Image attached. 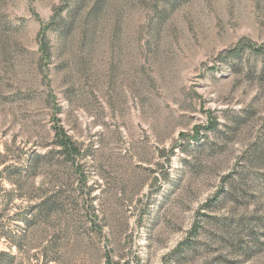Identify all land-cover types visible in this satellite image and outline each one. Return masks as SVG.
I'll use <instances>...</instances> for the list:
<instances>
[{
    "label": "rangeland",
    "instance_id": "obj_1",
    "mask_svg": "<svg viewBox=\"0 0 264 264\" xmlns=\"http://www.w3.org/2000/svg\"><path fill=\"white\" fill-rule=\"evenodd\" d=\"M0 264H264V0H0Z\"/></svg>",
    "mask_w": 264,
    "mask_h": 264
},
{
    "label": "trees",
    "instance_id": "obj_2",
    "mask_svg": "<svg viewBox=\"0 0 264 264\" xmlns=\"http://www.w3.org/2000/svg\"><path fill=\"white\" fill-rule=\"evenodd\" d=\"M65 23V24H64ZM62 24V26H61ZM71 25L70 23H66L64 19H62L61 15L60 17H53L51 20L42 28V30L39 33V47L42 55L45 58L49 57L50 54V48L47 47L48 40L46 37V31H54L59 30L60 33H62L64 36L67 35L71 31ZM242 49V48H241ZM238 49V50H241ZM237 50V51H238ZM254 52L258 53L261 52L262 48L258 47L257 49H252ZM212 125L210 124L208 129H211ZM54 144L57 146L58 151L61 155L65 157L66 160L68 159H76L80 155V151H78L77 146L74 144V142L71 140L70 136L65 134L62 131L55 130L54 131ZM194 139V137H193ZM1 255H5L2 253ZM9 257V255H6Z\"/></svg>",
    "mask_w": 264,
    "mask_h": 264
}]
</instances>
